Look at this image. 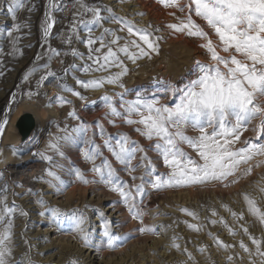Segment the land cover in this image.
Instances as JSON below:
<instances>
[{
  "label": "snow or ice",
  "instance_id": "snow-or-ice-1",
  "mask_svg": "<svg viewBox=\"0 0 264 264\" xmlns=\"http://www.w3.org/2000/svg\"><path fill=\"white\" fill-rule=\"evenodd\" d=\"M26 2L0 0V13L6 10L12 21L11 27L6 30V37L12 43L13 54L19 52L21 56L23 52L17 47L21 37L17 33L28 27L29 22L20 23L17 13L25 8ZM159 3L165 8L176 9L168 13L174 22L139 24L126 15L117 14L111 6L102 2L89 4L88 0H74L69 31L57 35L62 37V43L69 46L73 38L80 40L86 45L88 54L85 57L76 48H71V55L82 63H72L58 74L51 70L50 65L52 58L62 53L51 46L50 38L57 23L53 12L63 11L64 8L58 0H49L40 25L47 49L36 54V66L23 77L29 81L36 72L44 73L37 80V97L41 95L39 89L44 82L52 78L58 82L61 92L71 93L81 101L86 100L81 91L66 82L69 72L73 73L75 85L80 89H99L105 85L121 89L113 94L106 92L100 97L106 106L105 116L120 118L131 127V131L150 143L142 144L129 132L109 133L99 120L89 123L72 107L67 112L64 127H60V122L52 121L57 134L50 136L43 150L33 153L47 165L43 174L35 179L48 185L58 195L66 192L75 182L66 177H75L76 181L84 184L104 185L117 195L118 202L125 206L131 219L138 222L136 231L141 234H158L156 225L144 222V201L152 191L209 185L228 188L243 177H251L254 169L264 166V0H186L185 3L159 0ZM28 11H33V8L29 7ZM134 15L143 16L144 13ZM194 17L204 24L198 23ZM81 28L85 30L84 37L80 36ZM162 28L174 35L202 40L198 47L205 51L208 60L194 59L192 77L182 85L157 78L158 87L154 92H137L134 98L126 99L129 90L123 80L131 71L126 61L139 67V61H150L154 55H159L160 42L164 39L159 35ZM96 29L98 34L94 31ZM76 72L85 76L93 72H102L103 75L82 78L74 75ZM0 75H3L2 71ZM48 99L50 103L58 101L61 107L74 103L63 94ZM68 119L77 123L69 125ZM253 121L257 123L253 124ZM108 123L115 127L117 120L109 119ZM6 124L7 120L0 122V135L4 133ZM249 125H252L255 136L242 140ZM189 129L195 130L194 134H189ZM90 130L92 136L88 135ZM44 131L46 129H38V135H43ZM96 135L103 138L102 144L96 142ZM36 142L37 135H34L30 143ZM81 144L86 145L81 154L90 165L87 169L93 174L90 178L84 169L75 166L65 150ZM26 149L27 144L15 151L23 153ZM105 150L121 166L120 169L105 155ZM150 152L155 153V157L149 155ZM161 167L164 171L160 170ZM121 171L127 179L120 174ZM257 184L259 198L247 191L239 192L246 209L237 212L223 205L240 222L238 228L247 237V243L243 238L229 243L219 235L207 233L218 248L229 252L227 264L244 260V256L235 251L237 247L247 255L248 264H264V229L257 236L250 231V225L243 223L246 215H250L264 225V186H259L264 184V175ZM28 191L31 193L32 190ZM6 192V186L0 189V264H36L31 258V245L26 238L25 245L29 251L22 253L20 259H14V217L18 206L15 201L9 203L7 195L3 194ZM38 203L43 208L40 216L47 214L58 227L67 222L69 228L78 233L85 248L99 249L105 242L108 248H113L122 245L132 234L114 231L111 220L104 212H99L103 221L102 237L100 244H93L92 229L85 211L89 205L66 209L51 204L42 194ZM181 211L199 220L196 212L188 208ZM210 211L213 217H217L210 220L212 224L220 222L230 235H237L238 229L219 216L215 208ZM19 214L26 216L27 212L21 210ZM185 223L191 230L199 232L202 229L200 223ZM179 239L178 235H174L170 246L187 256L188 260L180 264H188L195 257L187 246L181 247L177 243ZM207 248V245L198 246V251L204 253ZM70 264L78 262L72 260Z\"/></svg>",
  "mask_w": 264,
  "mask_h": 264
},
{
  "label": "rangeland",
  "instance_id": "rangeland-1",
  "mask_svg": "<svg viewBox=\"0 0 264 264\" xmlns=\"http://www.w3.org/2000/svg\"><path fill=\"white\" fill-rule=\"evenodd\" d=\"M58 2L61 3L64 10L53 12V15L57 19V23L52 30L53 34L50 38V44L52 47L59 49L62 55L52 58L50 68L52 71L61 74L62 69L68 68L70 64L82 63L79 58L71 55V48H76L79 52L83 53L85 57L88 54V49L83 42L75 38H73L70 46L62 43V37L57 34L68 33L72 23V5L74 0H58ZM99 2L111 6L117 14L126 15L139 24H144L149 21L156 25L174 22L173 18L170 17L168 13L176 11V9L165 8L159 3V0H124V2H121V0L111 2L108 0H88L89 4ZM185 2L186 0H180V3ZM48 3L49 0H27L25 8L20 9L17 13L20 23L25 21L29 22L28 27L22 28L20 32L17 33V35L21 37L17 47L20 50L22 49V56L19 52L13 54L12 43L6 37V30L11 27L12 21H10V17L6 14V10L3 12L4 14L0 13V16H3L0 22H5L6 18L9 19L6 20V25H0V48L3 49V52L0 53V71L3 72V75H0V122L5 115H8V125L6 124L5 131L0 136V173H2V176H0V189L6 186L7 192L3 194L7 195L10 204L12 201H15V204L17 203L16 205L18 206L17 213L14 217V233L20 235V237L17 235L14 236V259H20L22 253L29 251L28 247L25 245L26 238L31 245V258L36 264H52L47 262L49 256L55 258L54 261L56 264H70L72 260L77 261L78 264H91L79 258L80 251H85V253L93 251L92 254L97 256V261L94 262V264H100L106 260H108L109 264H114V262L117 264V257L129 259L133 261L134 264H180L181 261L188 260L187 256L170 246L172 237L178 235L180 239L177 243H179L181 247L187 246L195 257L193 261H188V264H227L226 257L229 255V252L218 248L212 240V237L207 235V233L212 232L215 235H219L221 239L229 243L237 242L242 238L246 243L248 242L247 237L243 236L238 228L240 222L232 217L223 205L226 204L237 212L246 209L242 196L239 194L241 190L247 191L259 198L260 193L258 191L257 181H260L261 175H264V166L254 169L251 177H243L236 185L229 186L228 188L209 185L207 187H185L175 190H161L159 192L152 191L144 201V211L146 213L144 222L147 225H156L158 234H141L136 231L139 227L138 222L131 219L125 206L118 202L119 198L117 195L110 192L104 185L84 184L80 181H76L75 177H66L75 182L72 183L63 194L58 195L52 190L51 193H49L52 198L48 200L45 198V200L53 205H59L66 209L83 207L85 204L89 205L90 207L85 211L86 215L89 217L92 229L93 244H100L103 221L99 216V212H104L111 220L114 231L132 233L122 245L113 248H108L106 242L104 246L99 249L95 247L85 248L78 233L72 231L67 222L58 227L55 223L50 221V217L47 214L44 216L39 215V212H41L43 208L38 203L41 196L40 185L38 183L41 184L42 182L35 178L43 174L47 165L44 161L34 156L33 153L43 150L50 136H55L57 134L58 130L52 121H58L60 122V127H64L67 112L70 111L72 107H75L78 114L89 123L99 120L109 133H115L117 131L129 132L134 139L140 140L142 144L147 145L150 143L140 137L138 133L131 131V127L124 124L120 118L105 116L106 106L100 100V97L106 92L108 94H113L114 92L121 91V89L112 85H105L104 88L99 89H80L75 85L74 79H72L73 73L69 72L65 77L66 82L69 86L75 87L77 90L81 91L82 94L87 97L86 100L81 101L72 96L71 93L61 92V89L58 87V82L52 78L44 82L43 87L39 89L41 95L37 97L35 95L37 91V80L44 73L38 71L29 81L23 79L24 75L36 66L37 62L35 60L34 63L30 60L26 65L21 79L16 83L14 101L13 103L12 101L10 102L12 103L10 109L7 107L11 97L7 92L16 76L18 66L21 65L23 60L29 58L34 50H37V53H41L47 49V44H44L40 25L44 18ZM29 7H32L33 11L29 12ZM130 8H137L138 11L136 13L142 12L144 15H134L132 13L134 11H131ZM194 19H196L198 23L204 24L199 18L194 17ZM4 26H7V28H4ZM94 31L97 34L99 32L98 29ZM85 35V30L81 28L80 36L84 37ZM159 35L164 37L160 42L161 50L159 55H154L153 59L150 61H139V67L126 61L131 69L123 80L125 86L129 90L128 95L125 97L126 99L134 98L137 92H154L158 87L157 78H163V80H170L173 83L182 85L192 77L194 59L208 60L205 51L198 47L200 43H203L202 40L190 38L182 34L174 35L166 28H162ZM29 45L31 46L29 47ZM65 52H67L68 55H63ZM43 62L44 61H41L40 63ZM115 70L116 69H113V71ZM74 75L82 78H89L103 75V73L93 72L85 76V74L81 72H76ZM56 94L67 96L69 99L73 100V105H64L61 107L59 102L55 100L50 103L48 97H54ZM91 101H95V103H91ZM25 111L32 112L35 117H37L38 124L30 137L24 143H21L15 127V122L17 117ZM12 119L13 121H11ZM109 119H116L117 125L114 127L109 124ZM67 123L69 125H74L77 122L68 119ZM255 123H257V121H253V124ZM38 129H46V131H44L43 135H38ZM93 129H95L94 124ZM194 131L195 130L189 129V134H194ZM34 135H37L38 142L30 143ZM88 135L92 136L91 130ZM254 136L252 125H249L248 131L243 134L241 139L243 140L244 138ZM95 139L97 143L102 144L103 138L101 136L96 135ZM26 144L28 145V149L23 153L15 151L16 148L23 147ZM84 147H86V145L81 144L76 147L66 148L65 150L70 159L75 162V166L84 169L85 174L90 178L93 175L91 172L87 171L90 165L84 161L81 154V149ZM182 147L186 151H190L186 145H182ZM105 155L109 156V159L112 160L116 168H121L106 150ZM149 155L155 157V153L150 152ZM62 162L67 164L66 161ZM160 170L164 171L162 167ZM61 174L65 175L63 172ZM120 174L127 179L123 171H121ZM259 186H264V184ZM29 189L32 190L31 193H29ZM15 193H19L20 195H15ZM30 206L34 207L30 208ZM182 208H188L196 212L199 216V220L197 221L193 217L188 216L181 211ZM212 208H215L219 212V216L224 217L230 226L238 229L237 235H230L225 225L220 222L216 224L210 222L211 219H217V217L211 215L210 209ZM21 210L27 212V215H20L19 213ZM185 221L200 223L202 225L201 231L197 232L189 229ZM243 223L250 225V231L257 236H259L262 229H264V225L259 224V222L255 221V218L250 215H246V219ZM30 224H33L32 229L35 231L37 230V232L40 231L43 234L40 239V244L38 245L31 244L32 239L25 234H21V231L28 229ZM160 225H171V227H160ZM152 242L154 244L160 243L159 245H164L168 247V249L153 248V246H150ZM70 245H75V248H73V246L70 250ZM203 245H207L208 248L207 251L201 253L198 251V246ZM36 246H43L44 248H36ZM48 247L53 248L48 249ZM40 249H42V251H40ZM161 249L166 251L164 256H159L156 253V251L158 252ZM103 250L104 252L109 251L110 253L107 252L105 256L103 255ZM235 251L240 252L241 255L244 256L243 261L238 260L235 264H248L247 255L244 254L239 247H237ZM44 258L47 259L46 262Z\"/></svg>",
  "mask_w": 264,
  "mask_h": 264
},
{
  "label": "bare ground",
  "instance_id": "bare-ground-1",
  "mask_svg": "<svg viewBox=\"0 0 264 264\" xmlns=\"http://www.w3.org/2000/svg\"><path fill=\"white\" fill-rule=\"evenodd\" d=\"M108 1H115V0H108ZM120 4V3H119ZM132 6V5H131ZM125 8V7H124ZM130 10L131 11H134V12H132L133 14L134 13H136L137 11H138V9L137 8H130ZM129 10V11H130ZM125 11V10H124ZM4 14V13H3ZM34 14V13H33ZM131 14V13H130ZM2 15V14H1ZM5 16V15H4ZM1 17V16H0ZM3 17V16H2ZM2 17L0 18V20H2ZM7 17V16H6ZM6 20H9V19H5V22H0V25H6L5 23L7 22ZM10 21H11V19H10ZM9 21V22H10ZM4 28H7V26H4ZM53 40V39H52ZM36 47H37V44H36ZM22 50V49H21ZM32 52V51H31ZM37 50H34L31 54H30V56H29V58H26L25 60H23L22 62H21V65H19L18 66V69H17V71H16V76H15V78H14V80H13V82L11 83V85H10V88H9V90H8V92L7 93H9V95L11 96L10 97V101H9V104L7 105V107H9V109H10V105H12V103H13V101H14V96H15V94H16V83H17V81L18 80H20L21 79V76H22V74H23V71H25V68H26V65L28 64V62L31 60V61H33V63L36 61L35 60V57H36V54H37ZM35 60V61H34ZM34 65V64H33ZM73 79V78H72ZM68 80V79H67ZM12 101V103H10ZM6 108V107H5ZM13 108V107H12ZM26 112V111H25ZM35 116V115H34ZM14 117V116H13ZM18 118V117H17ZM4 120H7V122H8V115L6 116L5 115V117L2 119V121H4ZM16 120V119H15ZM1 121V122H2ZM11 121H13V119L11 120ZM36 121L38 122V119H37V117H36ZM13 123V122H12ZM38 124V123H37ZM7 125H8V123H7ZM10 125V124H9ZM5 127H6V125H5ZM1 136V135H0ZM39 185H40V191H41V194L43 195V198L45 199H50V198H52L51 197V195H49V193H51V191L53 190V189H51L49 186H47L46 184H44L43 185V183H38ZM94 189V188H93ZM27 199H30V198H27ZM29 203V202H28ZM17 204V203H16ZM32 207H34V206H30V208H32ZM35 219V218H34ZM34 219H32V220H34ZM163 220V219H162ZM30 223H32V222H30ZM32 226H33V224H30V226H28V229H26V230H24V231H21L20 233L21 234H25V235H27V236H29L31 239H32V243L31 244H33V245H38V244H40V239L42 238V233L40 232V231H38L37 232V230L35 231L34 229H32ZM22 227V226H21ZM126 229V228H125ZM15 235H17V234H15ZM17 236H19L20 237V235H17ZM26 237V236H25ZM18 242H20L19 240H17ZM33 241H35V242H33ZM31 242V241H30ZM157 242V241H156ZM160 242V241H159ZM154 243H155V241H154ZM153 242H152V244H150V246H153V248H156V247H158V248H164L165 250H167L168 249V247H165L164 245H159V244H154ZM48 246V245H47ZM74 246V247H73ZM40 248H44L43 246L41 247V246H39ZM39 247H37L36 246V248H39ZM75 248V245H70V250H71V248ZM49 248H53V247H48V249ZM90 249V248H89ZM39 250V249H38ZM43 250H46V249H43ZM73 250H75V249H73ZM78 250V249H77ZM158 250V249H157ZM165 250H159L158 252L156 251V253H157V255H159V256H164V254H165ZM40 251H42V249H40ZM81 253H79L80 255H79V258L80 259H82L84 262L86 261L87 263H91V264H94V262H96L97 261V259H96V255L94 256L92 253H93V251H91V252H89V253H85V251L83 252V251H80ZM102 252V251H101ZM103 252H104V250H103ZM108 253H110L109 251H107ZM107 252L105 251L104 253H103V255H107ZM45 259V262H46V258H44ZM55 260V258H53V256H52V258H51V256H49L48 257V261L47 262H49V263H52V264H56V262L54 261ZM117 264H134L133 263V261H130L129 259H126V258H123V257H117ZM115 261V260H114ZM149 261V260H148ZM44 263V262H43ZM100 264H109L108 263V260H106V261H103L102 263H100ZM114 264H115V262H114Z\"/></svg>",
  "mask_w": 264,
  "mask_h": 264
},
{
  "label": "water",
  "instance_id": "water-1",
  "mask_svg": "<svg viewBox=\"0 0 264 264\" xmlns=\"http://www.w3.org/2000/svg\"><path fill=\"white\" fill-rule=\"evenodd\" d=\"M15 127L17 129L21 143H24L37 127L36 117L32 112H23L16 120Z\"/></svg>",
  "mask_w": 264,
  "mask_h": 264
}]
</instances>
